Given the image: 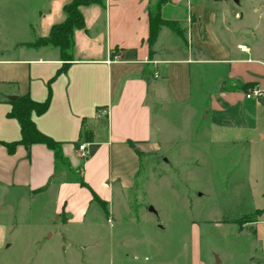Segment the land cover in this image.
<instances>
[{"label": "crops", "instance_id": "1", "mask_svg": "<svg viewBox=\"0 0 264 264\" xmlns=\"http://www.w3.org/2000/svg\"><path fill=\"white\" fill-rule=\"evenodd\" d=\"M71 1L0 0V142L21 139L18 121L9 116L11 97L49 98L48 109L32 113V120L62 156L55 159L41 143L17 145L13 153L0 145V253L10 247L5 212L10 218L15 209L39 210L59 227L84 224L92 194L110 207L138 190L144 160L148 166L166 162L173 148H183L202 165L226 147L264 140V98L247 100L242 88L264 90L258 77L264 57L244 37L246 14L239 10L236 21L228 0H170L162 17L177 21L184 33L162 26L152 53L148 8L156 0L81 6L84 26L74 31L72 60L65 62L58 48L29 44L65 20ZM244 1L233 2L241 7ZM99 108L107 117L96 118ZM248 214L257 215L237 231L255 227V237L220 240L223 247L212 251L209 264H264V207ZM231 220L239 219L214 223ZM242 242L249 246L244 252L236 247ZM183 243L189 253L182 264H207L198 238Z\"/></svg>", "mask_w": 264, "mask_h": 264}, {"label": "rangeland", "instance_id": "2", "mask_svg": "<svg viewBox=\"0 0 264 264\" xmlns=\"http://www.w3.org/2000/svg\"><path fill=\"white\" fill-rule=\"evenodd\" d=\"M233 1L228 4L235 20L239 10L246 14L245 39L257 43L256 53L264 57V0H246L241 7ZM258 77L263 84L264 71ZM182 149L173 148L166 162L148 166L144 160L138 190L106 205L107 214L93 200L84 224L59 227L39 210L15 209L10 218L5 212L10 247L0 253V264H182L189 253L183 239L190 236L199 239V255L209 264L212 251L223 247L220 240L253 239L255 227L238 233V224L214 222L242 223L256 218L248 214L253 207H264V140L226 147L202 165ZM236 247L249 248L243 242Z\"/></svg>", "mask_w": 264, "mask_h": 264}, {"label": "trees", "instance_id": "3", "mask_svg": "<svg viewBox=\"0 0 264 264\" xmlns=\"http://www.w3.org/2000/svg\"><path fill=\"white\" fill-rule=\"evenodd\" d=\"M170 0H156L155 3L148 8V20H149V35L147 44L149 52L152 53V48L157 40L159 31L162 26L169 27L179 35H183L184 31L180 28L177 21L167 20L162 17V9L169 3ZM104 0H72L69 4L65 5L63 10L65 14V20L61 24L54 25L49 35L46 38H40L29 44L31 46H52L56 47L60 51V58L69 62L72 60V48H73V34L76 29L83 28L84 20L80 12V7L85 5L97 4L103 5ZM65 64L63 68L65 69ZM63 69V70H64ZM249 87L248 84L242 86L245 90ZM11 104V110L9 116L18 121L21 132V139L12 143H1L4 145L9 153H13L17 145H23L29 147L34 143L45 144L49 149L53 150L55 159L60 160L62 158L59 145L54 142L48 136L42 134L37 130L32 120V113L37 115L43 114L49 107V98L44 102H34L29 96H17L13 100H9ZM41 188L37 192H41L45 189ZM93 200H98L104 206L103 212L107 214L106 203L101 201L95 194ZM230 223L241 225V220H231Z\"/></svg>", "mask_w": 264, "mask_h": 264}, {"label": "built area", "instance_id": "4", "mask_svg": "<svg viewBox=\"0 0 264 264\" xmlns=\"http://www.w3.org/2000/svg\"><path fill=\"white\" fill-rule=\"evenodd\" d=\"M245 50V49H243ZM247 51V50H245ZM114 59H118V56H115ZM244 97L247 100H260L261 98H264V90L259 87H252L246 90L244 93ZM108 110L106 108H99L96 110L95 116L98 119L107 117ZM78 150L80 152V156L82 158L86 157L88 155L87 148L84 144H81L78 146Z\"/></svg>", "mask_w": 264, "mask_h": 264}, {"label": "water", "instance_id": "5", "mask_svg": "<svg viewBox=\"0 0 264 264\" xmlns=\"http://www.w3.org/2000/svg\"><path fill=\"white\" fill-rule=\"evenodd\" d=\"M11 99L13 100V99H14V97H11Z\"/></svg>", "mask_w": 264, "mask_h": 264}]
</instances>
